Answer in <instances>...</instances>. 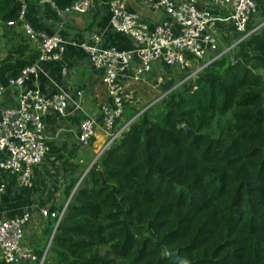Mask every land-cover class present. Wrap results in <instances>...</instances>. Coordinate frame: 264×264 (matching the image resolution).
I'll list each match as a JSON object with an SVG mask.
<instances>
[{
    "label": "trees",
    "instance_id": "obj_1",
    "mask_svg": "<svg viewBox=\"0 0 264 264\" xmlns=\"http://www.w3.org/2000/svg\"><path fill=\"white\" fill-rule=\"evenodd\" d=\"M248 25L193 75L176 71L151 104L123 106L126 124L47 207L62 212L46 216L39 264H180L173 249L187 264H264V23ZM24 53L38 50L12 42L3 60Z\"/></svg>",
    "mask_w": 264,
    "mask_h": 264
},
{
    "label": "built area",
    "instance_id": "obj_2",
    "mask_svg": "<svg viewBox=\"0 0 264 264\" xmlns=\"http://www.w3.org/2000/svg\"><path fill=\"white\" fill-rule=\"evenodd\" d=\"M13 1L19 5L15 21L20 23L25 34L35 42L38 54L30 63L22 65L16 75L8 77L0 84V171L15 173L17 184L28 186L31 168L42 161L47 151L43 116L48 110L64 115L68 102L74 108L80 109L82 92L79 89L69 92L56 86L55 91L45 95L37 89L24 86L26 79L35 76L39 71V62L58 59L64 41L57 33H37L24 21L26 0ZM41 1L50 2L54 6L51 0ZM259 1L155 0L153 6L161 9L177 24V30L173 32L167 20L150 26L128 10L123 0H106L109 26L130 37L133 41L132 48L104 45L99 35H93L89 42L77 43L86 53L89 66L100 74L108 97V102L100 106L105 127L108 129L104 147L126 124L113 129L114 121L120 116L124 106L121 75L129 67L133 55L138 59L131 74V78L135 80L141 79L156 62L184 70L186 75L183 78H187L221 53L216 51L217 41L213 29L224 27L234 37L224 49L226 50L249 32L247 25L252 14L257 12ZM94 4L95 0H72L62 9L54 7L59 14L68 16L73 12L86 11ZM263 21L264 19L261 22ZM11 23L13 21H7V24ZM160 81V76H157L153 84L157 86ZM13 91L15 101L4 105L8 94ZM94 127L95 119L92 115L83 114L79 122L77 142L81 145L87 144L93 136ZM86 170L87 168L82 175ZM39 212L42 216L57 215V222L62 209L56 213L41 208ZM29 217L28 210L17 215L0 217V264L35 259L29 246L22 241L23 228Z\"/></svg>",
    "mask_w": 264,
    "mask_h": 264
},
{
    "label": "crops",
    "instance_id": "obj_3",
    "mask_svg": "<svg viewBox=\"0 0 264 264\" xmlns=\"http://www.w3.org/2000/svg\"><path fill=\"white\" fill-rule=\"evenodd\" d=\"M13 2L11 0L6 3L0 0V84L8 78V73L32 61L26 53L3 60L12 42L15 44L16 41H28L37 49L35 42L25 34L20 23L17 21L14 24L6 23L4 15ZM123 2L128 10L138 15L148 25L167 20L170 29L173 32L177 30V24L161 9L153 6L155 0ZM256 13L260 20L253 23L251 18L248 25L250 29L264 19V16H261L264 14V0L258 2ZM108 16L106 0H95V4L86 11L73 12L68 16L59 14L47 1L25 2L24 21L37 33L43 35L57 33L64 43L58 59L39 62V71L35 76L26 79L24 86L37 89L45 95L55 91L56 86L63 87L69 92L75 89L82 92L80 109L74 108L68 102L64 115L48 110L43 116V134L47 151L42 161L31 168L28 186L18 185L15 173L0 171V217L29 211L30 217L24 225L22 241L29 246L34 256L42 248L38 262H41L46 252L50 237L49 235L47 239L44 238L46 216H42L39 210L64 202L62 195L64 185L69 179L81 177L82 172L101 152L108 138V129L100 110V106L108 102L104 84L100 74L89 66L86 53L77 46V43L89 42L93 35H99L104 45L132 48L133 41L130 37L109 26ZM213 34L216 41H231V35L224 27H215ZM137 64L138 59L133 55L129 67L121 75L124 110L129 107H140V110L151 104L160 89L173 81L177 72H181L178 67H166L156 62L141 79L135 80L131 78V74ZM157 76H160L161 80L159 86L153 84ZM15 99L13 91L8 94L3 104H12ZM83 114L92 115L95 127L90 141L81 145L77 142L76 136ZM122 119L121 114L114 121V126L124 125L126 121L123 122ZM34 260L22 259L11 264H35Z\"/></svg>",
    "mask_w": 264,
    "mask_h": 264
},
{
    "label": "water",
    "instance_id": "obj_4",
    "mask_svg": "<svg viewBox=\"0 0 264 264\" xmlns=\"http://www.w3.org/2000/svg\"><path fill=\"white\" fill-rule=\"evenodd\" d=\"M263 22H261L260 24H258L256 27L252 28L251 31L255 30L257 27H259L261 24H263ZM183 127L185 129H189L187 127V125H183ZM96 158V156H95ZM94 158V159H95ZM56 224V223H55ZM54 224V226H55ZM53 226V228H54ZM53 230V229H52ZM52 234V233H51ZM51 234H50V237H51ZM50 237H49V240H50ZM166 256L168 257L169 261H171L172 263H180V264H187L188 263V260L187 258H185L184 256H180L178 253H177V250L176 249H173V250H168L166 252Z\"/></svg>",
    "mask_w": 264,
    "mask_h": 264
},
{
    "label": "rangeland",
    "instance_id": "obj_5",
    "mask_svg": "<svg viewBox=\"0 0 264 264\" xmlns=\"http://www.w3.org/2000/svg\"><path fill=\"white\" fill-rule=\"evenodd\" d=\"M251 18L253 19V23H255L256 21L260 20L259 15L257 13H253ZM226 44H227L226 41H217L216 51L224 50L227 47V46H225ZM176 83H178V82H176ZM162 92L163 91L160 90L158 92L159 94L155 97L154 100H156L158 97H160Z\"/></svg>",
    "mask_w": 264,
    "mask_h": 264
}]
</instances>
